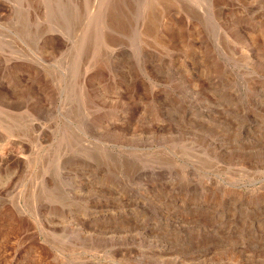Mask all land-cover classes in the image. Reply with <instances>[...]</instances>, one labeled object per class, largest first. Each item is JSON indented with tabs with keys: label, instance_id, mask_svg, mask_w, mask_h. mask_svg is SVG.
Returning a JSON list of instances; mask_svg holds the SVG:
<instances>
[{
	"label": "rangeland",
	"instance_id": "obj_1",
	"mask_svg": "<svg viewBox=\"0 0 264 264\" xmlns=\"http://www.w3.org/2000/svg\"><path fill=\"white\" fill-rule=\"evenodd\" d=\"M0 264H264V0H0Z\"/></svg>",
	"mask_w": 264,
	"mask_h": 264
}]
</instances>
